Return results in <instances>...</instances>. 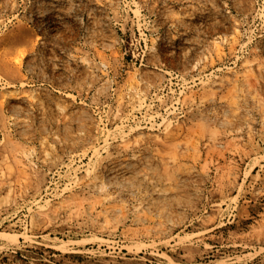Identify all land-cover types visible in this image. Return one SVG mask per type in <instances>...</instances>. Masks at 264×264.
Wrapping results in <instances>:
<instances>
[{"label":"rangeland","instance_id":"374dc122","mask_svg":"<svg viewBox=\"0 0 264 264\" xmlns=\"http://www.w3.org/2000/svg\"><path fill=\"white\" fill-rule=\"evenodd\" d=\"M0 264H264V0H0Z\"/></svg>","mask_w":264,"mask_h":264}]
</instances>
